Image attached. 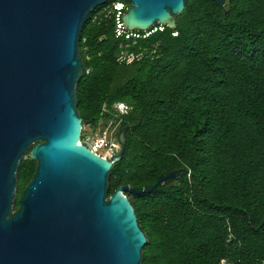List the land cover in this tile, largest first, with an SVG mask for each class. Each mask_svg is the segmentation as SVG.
<instances>
[{
    "label": "trees",
    "instance_id": "16d2710c",
    "mask_svg": "<svg viewBox=\"0 0 264 264\" xmlns=\"http://www.w3.org/2000/svg\"><path fill=\"white\" fill-rule=\"evenodd\" d=\"M113 1L81 30L76 87L83 128L108 119L119 122L116 135L127 128L108 196L180 171L127 195L147 239L141 264H264V0H185L175 28L155 24L128 39L116 35ZM125 45L156 52L119 65ZM35 168L28 152L15 209Z\"/></svg>",
    "mask_w": 264,
    "mask_h": 264
},
{
    "label": "water",
    "instance_id": "95a60500",
    "mask_svg": "<svg viewBox=\"0 0 264 264\" xmlns=\"http://www.w3.org/2000/svg\"><path fill=\"white\" fill-rule=\"evenodd\" d=\"M109 0H0V264H141L146 244L128 194L108 196L110 160L80 142L77 84L80 34L90 12ZM128 31L175 28L185 0H123ZM220 6L225 0H216ZM30 153L35 172L20 192L17 170Z\"/></svg>",
    "mask_w": 264,
    "mask_h": 264
},
{
    "label": "built area",
    "instance_id": "2783aa9c",
    "mask_svg": "<svg viewBox=\"0 0 264 264\" xmlns=\"http://www.w3.org/2000/svg\"><path fill=\"white\" fill-rule=\"evenodd\" d=\"M113 9L116 11V35L124 36L128 39L130 37H147L151 33L149 30L144 35H140L137 31H128L125 29L122 22V15L127 8V4L123 0H114L112 3ZM125 46H120L116 54V63L119 65H130L136 61L143 59L146 55H154L155 48L152 49H139V51H130ZM89 69H87V72ZM119 114H124L127 111L126 106L123 103H117L115 105ZM115 117L117 115H114ZM118 121L114 119H108L104 124L103 132L99 136L97 133L82 127L80 142L94 153L110 160V158L119 150L120 145L117 140Z\"/></svg>",
    "mask_w": 264,
    "mask_h": 264
},
{
    "label": "rangeland",
    "instance_id": "374dc122",
    "mask_svg": "<svg viewBox=\"0 0 264 264\" xmlns=\"http://www.w3.org/2000/svg\"><path fill=\"white\" fill-rule=\"evenodd\" d=\"M86 129L85 130H88V131H91L92 130V128H88V126H86L85 127ZM103 128H104V125H103V122H101V125L96 129V130H92L93 132H95V133H97V135H101L102 134V130H103Z\"/></svg>",
    "mask_w": 264,
    "mask_h": 264
}]
</instances>
